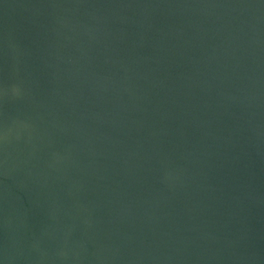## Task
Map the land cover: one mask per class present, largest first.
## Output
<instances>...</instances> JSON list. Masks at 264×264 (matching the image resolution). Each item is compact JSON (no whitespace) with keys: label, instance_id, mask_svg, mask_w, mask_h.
<instances>
[{"label":"water","instance_id":"obj_1","mask_svg":"<svg viewBox=\"0 0 264 264\" xmlns=\"http://www.w3.org/2000/svg\"><path fill=\"white\" fill-rule=\"evenodd\" d=\"M0 264H264V0H0Z\"/></svg>","mask_w":264,"mask_h":264}]
</instances>
